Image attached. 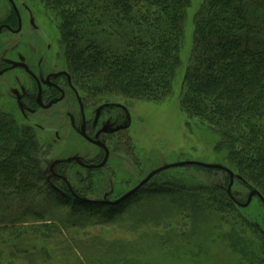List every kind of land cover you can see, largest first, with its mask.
I'll list each match as a JSON object with an SVG mask.
<instances>
[{
	"label": "trees",
	"instance_id": "trees-1",
	"mask_svg": "<svg viewBox=\"0 0 264 264\" xmlns=\"http://www.w3.org/2000/svg\"><path fill=\"white\" fill-rule=\"evenodd\" d=\"M33 1L57 21L65 67L83 98L170 94L190 0ZM192 23L180 109L219 136L214 149L240 177L230 194L226 171L184 165L226 177L160 182L157 173L115 205L77 201L43 169L36 129L0 105V264H165L171 249L179 258L199 255L217 238L232 250L231 264H264V224L232 189L239 183L264 198V0H201ZM75 175L69 186L80 191L86 182ZM89 176L85 193L102 184ZM252 200L264 218L261 199ZM113 228L122 234L106 236Z\"/></svg>",
	"mask_w": 264,
	"mask_h": 264
},
{
	"label": "rangeland",
	"instance_id": "rangeland-1",
	"mask_svg": "<svg viewBox=\"0 0 264 264\" xmlns=\"http://www.w3.org/2000/svg\"><path fill=\"white\" fill-rule=\"evenodd\" d=\"M19 1L27 2L35 9L37 13L36 21H38L39 24V33L45 35L47 42L51 41V56L54 55L57 50L60 51V58L63 61V64L60 63L58 65H60L59 67H65L61 52L62 49L59 43L60 36L57 28V21L52 14L43 8L38 2L33 0ZM200 3L201 0H190V7L186 10L185 18L183 20L184 36L179 50L180 64L170 94L160 101H148L122 96H116L109 99L125 105L132 118L131 125L126 131L127 133L124 134V138L126 134L129 135V141H127L128 145L127 143L123 144L118 150V153L123 157L124 162H121L122 166L119 173H116L113 178L112 181L114 182V185H110V189L114 186L113 188L126 192L150 172L177 162L193 161L207 164H220L223 166L221 154L214 149L219 136L197 120L188 119L180 109L179 103L183 73L188 63L192 42L193 16ZM2 81L3 80H1V82ZM9 92L10 90L8 86H2L0 89V105L6 109L8 108L12 110L11 108L13 107L15 109V105H13L15 101L9 96ZM16 113L19 114L18 111H16ZM24 121L26 122L25 124L35 127L37 138L40 141H43L46 146L42 157V167L50 175H52L50 173V165L57 157L68 156L72 152H77L88 158L90 157L91 152L96 151L91 145L84 143L81 140L82 138L77 134L74 133L69 135V129L66 127L69 126V117L67 116L44 120L38 118V115H34L24 118ZM65 127L66 129L63 132L60 128L64 129ZM55 129L58 131L60 130V135L62 137L61 140L57 141L54 139ZM82 143L88 148L85 149L80 147ZM53 171H61L60 173H65V177L69 180L70 185L75 184V182L77 183V180L75 179L76 171L84 177H87L88 174L87 171L83 170L81 172L79 169H75V167L71 169L68 167L60 168L59 170L53 168ZM102 171L105 173L106 170L102 169ZM121 172L122 174H120ZM99 173L98 171L92 173V175L95 174L92 179L101 182L102 186L104 180ZM159 173L164 176L160 175L155 177L153 179L154 181L182 180L188 179L190 176L199 182H215L221 184L223 178L226 177V174L220 171L207 173L196 167L186 168L184 165L169 167L161 170ZM121 177H123V180ZM54 182L57 185L63 186V182L60 179ZM88 184L89 183H85V186L88 187ZM86 187L83 189H86ZM106 187L92 188L85 196L87 198L96 199L98 198L96 195L98 193H103V191L106 190ZM232 189L237 192L238 196L242 199L246 198L249 192L239 183L234 184ZM147 205L149 206L150 204ZM245 211L252 217V219L257 221V223H260L261 225L264 224V218L257 201L251 199L249 206ZM208 225L209 224L201 225L199 227L200 231L207 229ZM225 229L227 228L225 227ZM106 232L108 233L106 236L111 238L117 236V234H122L114 228L107 229ZM202 234L205 235L204 232H202ZM212 241L213 240L210 241L211 244L208 251H201L199 252V255H196L191 250H186L185 254L181 255V258H179L177 257L178 252L176 249H171L164 263L231 264L230 260L232 257L230 253H232V250L227 247L225 240L223 238H217L214 240V244ZM204 242L207 243V240H204Z\"/></svg>",
	"mask_w": 264,
	"mask_h": 264
},
{
	"label": "flooded vegetation",
	"instance_id": "flooded-vegetation-1",
	"mask_svg": "<svg viewBox=\"0 0 264 264\" xmlns=\"http://www.w3.org/2000/svg\"><path fill=\"white\" fill-rule=\"evenodd\" d=\"M36 19L35 9L27 2L0 0V89L8 86L9 96L15 101V109L11 108L15 114L8 108L6 110L24 124V118L34 115L44 120L69 117V126H66L69 135L77 134L96 151L91 152L88 158L77 152L57 157L50 165V173L69 188L70 183L65 173L55 172L53 168L59 170L75 167L87 171L91 179L95 175L92 173L98 171L104 180L102 186L107 187L103 193L96 195L98 198L92 200H116L142 180L126 192L113 188L114 186L109 188L114 185L112 180L119 173L121 162H124L118 150L123 146L124 134L131 125V114L125 105L115 100L93 102L83 98L66 67L58 65L63 64L60 51L57 50L51 56V41L47 42L45 35L39 33ZM66 127L60 129L64 132ZM54 137L57 141L62 139L60 130L55 129ZM93 141L100 142L102 146ZM80 147L88 148L83 143ZM72 157L78 160L67 161ZM104 159L105 163L97 166ZM83 164L96 166L87 168ZM102 169L106 170L105 173ZM83 181L88 183L84 177L79 178V182ZM68 190L73 197L74 194L86 197L83 189Z\"/></svg>",
	"mask_w": 264,
	"mask_h": 264
},
{
	"label": "water",
	"instance_id": "water-1",
	"mask_svg": "<svg viewBox=\"0 0 264 264\" xmlns=\"http://www.w3.org/2000/svg\"><path fill=\"white\" fill-rule=\"evenodd\" d=\"M99 145L102 146V144L98 141H93ZM106 149V148H105ZM78 160L76 157H72V158H68L67 161H71V160ZM57 162V161H55ZM105 163V159L97 166H102L103 164ZM200 165V166H203V167H206V168H215V169H221V170H224L228 173L229 175V184L227 186V192L228 194H230V188H231V185L234 181V179H240L239 176L237 175H234V173L228 169L227 167L225 166H222L220 164H207V163H201V162H193V161H186V162H177V163H174V164H170V165H166V166H163L159 169H156L152 172H150L146 177H144L136 186H134L132 189H130L129 191H127L126 193H124L122 196H120L119 198H117L116 200H113V201H107V200H92V199H89L87 197H84V196H79L77 194H74V199H76L77 201H80V202H92V203H101V204H107V205H115L121 201H123L124 199H126L128 196H130L132 193H134L137 189H139L141 186H143L145 183L148 182V180L154 176L155 174L159 173L161 170L163 169H166V168H169V167H176V166H183V165ZM84 165V164H83ZM86 166L87 168H93L95 167L96 165H84ZM69 189L71 190L70 186H69ZM254 196H257L258 198L261 199L262 201V204H263V207H264V198L260 195V193L256 190H251L248 192L247 196H246V200L245 202H236L239 206L241 207H246L251 199L254 197Z\"/></svg>",
	"mask_w": 264,
	"mask_h": 264
}]
</instances>
